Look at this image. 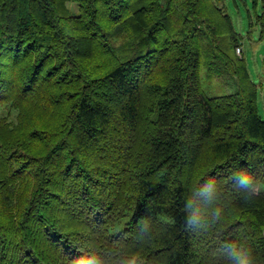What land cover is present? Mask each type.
Segmentation results:
<instances>
[{
	"label": "trees",
	"instance_id": "16d2710c",
	"mask_svg": "<svg viewBox=\"0 0 264 264\" xmlns=\"http://www.w3.org/2000/svg\"><path fill=\"white\" fill-rule=\"evenodd\" d=\"M222 2L0 0V264H264V120ZM202 55L235 92L204 94Z\"/></svg>",
	"mask_w": 264,
	"mask_h": 264
},
{
	"label": "rangeland",
	"instance_id": "374dc122",
	"mask_svg": "<svg viewBox=\"0 0 264 264\" xmlns=\"http://www.w3.org/2000/svg\"><path fill=\"white\" fill-rule=\"evenodd\" d=\"M66 5L72 14L78 13V4L68 1ZM220 6L230 15L234 29L241 36V45L238 46L240 51L236 47L235 52L238 56H244L246 60L250 78L258 89V113L264 120V74L261 64L264 40L258 38V24L256 22V15L262 13L264 3H259L254 8L252 0H223ZM205 60V56L202 55L199 81L204 94L206 96H218L235 92L236 81L234 77L218 69L209 71ZM15 115L16 110L8 104L0 106V118L6 117L9 121H13ZM121 227L123 224L118 223L110 229V233H117Z\"/></svg>",
	"mask_w": 264,
	"mask_h": 264
},
{
	"label": "clouds",
	"instance_id": "9594fccd",
	"mask_svg": "<svg viewBox=\"0 0 264 264\" xmlns=\"http://www.w3.org/2000/svg\"><path fill=\"white\" fill-rule=\"evenodd\" d=\"M240 185L242 187L249 186V177L247 174L240 179ZM249 255L250 253L244 251H233L230 253V256L233 257V264H252V261L249 259Z\"/></svg>",
	"mask_w": 264,
	"mask_h": 264
},
{
	"label": "built area",
	"instance_id": "2783aa9c",
	"mask_svg": "<svg viewBox=\"0 0 264 264\" xmlns=\"http://www.w3.org/2000/svg\"><path fill=\"white\" fill-rule=\"evenodd\" d=\"M238 51H240V49H239V47H238V49H237Z\"/></svg>",
	"mask_w": 264,
	"mask_h": 264
}]
</instances>
